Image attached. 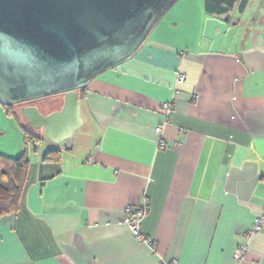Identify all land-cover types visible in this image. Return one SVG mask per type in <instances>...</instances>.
<instances>
[{"label": "crops", "instance_id": "crops-1", "mask_svg": "<svg viewBox=\"0 0 264 264\" xmlns=\"http://www.w3.org/2000/svg\"><path fill=\"white\" fill-rule=\"evenodd\" d=\"M207 4L218 2L178 0L133 56L84 87L78 130L98 136L82 155L58 148L59 164L41 162L21 110L0 105V154L29 160L18 209L0 217V264H264V217L253 231L264 214V0L215 52L202 37ZM35 130L59 146L78 131L56 143ZM144 205L152 245L122 222L126 206Z\"/></svg>", "mask_w": 264, "mask_h": 264}, {"label": "water", "instance_id": "water-1", "mask_svg": "<svg viewBox=\"0 0 264 264\" xmlns=\"http://www.w3.org/2000/svg\"><path fill=\"white\" fill-rule=\"evenodd\" d=\"M177 1L0 0V104L62 95L59 110L23 106L21 115L56 143L72 137L81 125L78 91L133 56ZM214 1L202 31L212 52L230 27L251 20L237 15L250 0Z\"/></svg>", "mask_w": 264, "mask_h": 264}, {"label": "trees", "instance_id": "trees-1", "mask_svg": "<svg viewBox=\"0 0 264 264\" xmlns=\"http://www.w3.org/2000/svg\"><path fill=\"white\" fill-rule=\"evenodd\" d=\"M83 89L78 91L79 99L84 98ZM8 116H15L13 108L15 105L0 104ZM25 139L36 150L38 145L44 140L29 124L21 123ZM62 160V151L58 148L47 149L41 158V162H50L59 164ZM29 160L25 154L17 158H11L0 154V174L3 184H0V217L2 215L15 212L18 209L19 198L27 178Z\"/></svg>", "mask_w": 264, "mask_h": 264}, {"label": "rangeland", "instance_id": "rangeland-1", "mask_svg": "<svg viewBox=\"0 0 264 264\" xmlns=\"http://www.w3.org/2000/svg\"><path fill=\"white\" fill-rule=\"evenodd\" d=\"M260 3H261V0H250L245 10L243 11V13H240V14L238 13L237 15L241 18V20L251 19L253 14L260 8ZM45 102H47L48 104H51L52 102H54L56 105L55 107H58L60 103L59 98H55V101L51 99H46ZM23 124H27V123L23 122ZM97 136L98 134L96 130L92 128L88 129L87 126L84 125L75 133L72 142H70L68 145L67 143H63L62 145L59 146V145H54L53 143L49 141H44V142L42 141V143L39 145V148H41L40 150H43V151L49 149L50 147L61 148L64 152V156L82 155L86 153L87 151H89V149L90 150L92 149V147L94 146L97 140ZM27 147L30 148L31 146L27 145ZM66 148H73V151L68 152L66 151ZM31 156H32V161H33V157L35 155L32 154ZM3 183L4 182L0 174V184H3Z\"/></svg>", "mask_w": 264, "mask_h": 264}, {"label": "built area", "instance_id": "built-area-1", "mask_svg": "<svg viewBox=\"0 0 264 264\" xmlns=\"http://www.w3.org/2000/svg\"><path fill=\"white\" fill-rule=\"evenodd\" d=\"M183 76L180 77V80H182ZM163 108H167L169 107L168 103H163ZM160 130L159 127H157L155 129L156 132H158ZM161 147H163V145H161ZM147 215V206H142V207H131V206H126L123 209V218H122V222L129 226L131 231L133 232L134 237L141 242H144L146 244L152 245V240L148 237H146L140 230V226H141V222L142 220L145 218V216ZM264 217L261 216L259 219H257L255 226L253 227V231H256L259 229V226L261 224V220ZM247 250V247L241 246L239 249V255L238 258H241L245 252ZM160 264H176L175 260H171L169 262H161Z\"/></svg>", "mask_w": 264, "mask_h": 264}, {"label": "flooded vegetation", "instance_id": "flooded-vegetation-1", "mask_svg": "<svg viewBox=\"0 0 264 264\" xmlns=\"http://www.w3.org/2000/svg\"><path fill=\"white\" fill-rule=\"evenodd\" d=\"M62 97H63L62 95H54V96L44 97V98H40V99H36V100H32V101H28V102H24V103H20V104H15L14 108L20 109L23 106L24 107L35 106L38 108V110L42 114L46 115L52 111L59 110L61 108V104L59 103V106L55 107L56 105L54 102H52L51 104H48L47 102H45V100L51 99V100L55 101V98L61 99Z\"/></svg>", "mask_w": 264, "mask_h": 264}]
</instances>
